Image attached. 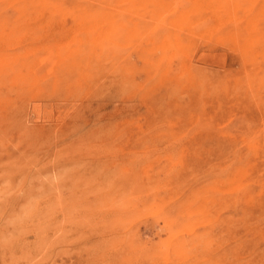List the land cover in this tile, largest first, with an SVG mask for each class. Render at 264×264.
<instances>
[{
    "label": "rangeland",
    "instance_id": "rangeland-1",
    "mask_svg": "<svg viewBox=\"0 0 264 264\" xmlns=\"http://www.w3.org/2000/svg\"><path fill=\"white\" fill-rule=\"evenodd\" d=\"M0 36V264H264V0H0Z\"/></svg>",
    "mask_w": 264,
    "mask_h": 264
},
{
    "label": "bare ground",
    "instance_id": "bare-ground-1",
    "mask_svg": "<svg viewBox=\"0 0 264 264\" xmlns=\"http://www.w3.org/2000/svg\"><path fill=\"white\" fill-rule=\"evenodd\" d=\"M126 1V0H125ZM144 2V1H143ZM197 2V1H196ZM199 2V1H198ZM208 2V1H207ZM10 3V2H9ZM109 3V2H108ZM138 3V2H137ZM145 3V2H144ZM11 4V3H10ZM98 4H101V3H98ZM126 4V3H125ZM139 4V3H138ZM44 5H46V4H44ZM141 5V4H140ZM174 5V4H173ZM175 5H176V3H175ZM225 5V4H224ZM228 5V4H227ZM226 5V6H227ZM231 5V4H230ZM47 7V6H46ZM178 7V6H177ZM48 8V7H47ZM174 8V7H173ZM217 8V7H216ZM235 8V7H234ZM237 8V7H236ZM14 9H16V7L14 8ZM172 9V8H171ZM175 9V8H174ZM178 9V8H177ZM205 9H206V7H205ZM248 9V8H247ZM169 10H170V7H169ZM176 10V9H175ZM216 10V9H215ZM240 10V9H239ZM238 10V11H239ZM232 11H234V10H232ZM123 12V11H122ZM205 13V12H204ZM234 13V12H233ZM128 14V13H127ZM131 14V13H130ZM175 14V13H174ZM200 13H198V15H199ZM169 15V14H168ZM248 15H250V14H248ZM128 16V15H127ZM152 16H154V15H152ZM123 17V16H122ZM173 17V16H172ZM136 18V17H135ZM173 18H175V17H173ZM248 18V17H247ZM121 19H123V18H121ZM255 19V18H254ZM124 20V19H123ZM152 20H154V19H152ZM52 22V21H51ZM52 24H54V23H52ZM195 26V25H194ZM197 26V25H196ZM108 27V26H107ZM129 27V26H128ZM201 28V27H200ZM130 29H131V27H130ZM193 29V28H192ZM246 29V28H245ZM94 30H95V28H94ZM60 31V30H59ZM62 31V30H61ZM91 31V30H90ZM198 31V30H197ZM200 31V30H199ZM96 32H98V31H96ZM61 33V32H60ZM63 33V32H62ZM147 33H149V32H147ZM44 34V33H43ZM89 34V33H88ZM101 34V33H100ZM99 34V35H100ZM124 34V33H123ZM236 34V33H235ZM96 35V34H95ZM94 35V36H95ZM99 35H97V36H99ZM126 35V34H125ZM150 36V38H151V34L149 35ZM0 37H2V36H0ZM9 37V36H8ZM11 37V36H10ZM148 37V36H147ZM95 38H96V36H95ZM98 38H101V36L100 37H98ZM127 38V37H126ZM198 38V37H197ZM262 38H264V37H262ZM158 40H160L159 38H157ZM3 40V39H2ZM140 41V40H139ZM124 42V41H123ZM137 42V41H136ZM65 43V42H64ZM68 43V42H67ZM71 43V42H70ZM208 43V42H207ZM66 44V43H65ZM31 49V48H30ZM29 49V50H30ZM32 50H33V48H32ZM138 50V49H137ZM253 50V49H252ZM106 51V53H108L107 52V49L105 50ZM71 52V51H70ZM100 52V51H99ZM98 52V53H99ZM159 52V51H158ZM168 52V51H167ZM98 53L96 54V55H98ZM160 53V52H159ZM222 53V52H221ZM74 54V53H73ZM80 54V53H79ZM83 54V53H82ZM101 54V53H100ZM209 54V53H208ZM102 55V54H101ZM203 55H204V53H203ZM256 56V55H255ZM212 57H213V55H212ZM64 58V57H63ZM85 59V58H84ZM176 59V58H175ZM178 59V58H177ZM221 59V58H220ZM250 59V58H249ZM200 60H202V59H200ZM199 60V63H201V62H203L204 63V61H200ZM205 60V59H204ZM215 60V59H214ZM222 62V61H221ZM150 63H151V61H150ZM158 64V63H157ZM205 64V63H204ZM156 65V64H155ZM41 66V65H40ZM43 66V65H42ZM41 66V67H42ZM218 66V65H217ZM44 67V66H43ZM165 69V68H164ZM167 69V68H166ZM167 71V70H166ZM168 72V71H167ZM192 74V73H191ZM234 74V73H233ZM193 75V74H192ZM206 75V74H205ZM19 76V75H18ZM236 76V75H235ZM239 76V75H238ZM242 76V75H241ZM194 77V76H193ZM209 77V76H208ZM240 77V76H239ZM228 78V77H227ZM234 78V77H233ZM222 79H223V77H222ZM230 79V78H229ZM237 79V78H236ZM240 80V79H239ZM235 82H236V80H234ZM83 82V81H82ZM184 82V81H183ZM194 82L196 83V85H198L197 83L198 82H196L195 80H194ZM126 83H127V81H126ZM182 83V82H181ZM231 83H233V82H231ZM178 84V83H177ZM192 84V83H191ZM239 84V83H238ZM242 84V83H241ZM127 85V84H126ZM194 85V84H193ZM232 86V85H231ZM188 87V86H187ZM194 89H195V87H193ZM186 91V90H185ZM221 91V90H220ZM2 93V92H1ZM221 93H222V91H221ZM24 94V93H23ZM184 94V93H183ZM224 94V93H223ZM35 96V95H34ZM208 96V95H207ZM34 98V97H33ZM175 99V98H174ZM230 166V165H229Z\"/></svg>",
    "mask_w": 264,
    "mask_h": 264
}]
</instances>
